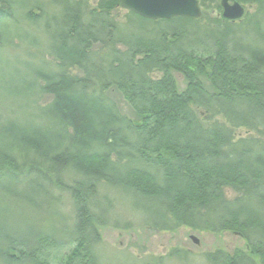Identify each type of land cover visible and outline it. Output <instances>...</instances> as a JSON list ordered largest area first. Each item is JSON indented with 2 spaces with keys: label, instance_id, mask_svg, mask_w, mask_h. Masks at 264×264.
<instances>
[{
  "label": "trees",
  "instance_id": "trees-1",
  "mask_svg": "<svg viewBox=\"0 0 264 264\" xmlns=\"http://www.w3.org/2000/svg\"><path fill=\"white\" fill-rule=\"evenodd\" d=\"M66 1L71 4L73 13L64 23L67 33L60 48L63 60L71 61L76 57L75 61H79L85 56L89 44L98 45L100 34H113L120 40L117 44L125 45L126 49H115V45L109 47L111 74L108 71L97 73L98 69H95L92 78L91 72L84 69L80 79L71 78L67 73L45 78L43 90L55 99L50 108V124L58 131L48 129L44 135L28 136L18 131L15 124L6 122L8 124L0 126V138L3 142L7 141V149L4 147L0 150V161L6 158L9 160L11 152L16 150L17 153L23 152L26 158L28 154L31 155L35 162L43 160L47 165L36 167L45 176L57 168H73V172L82 175L80 187L74 190L77 201V210H74L77 240H73L76 251L72 254L76 260L70 264H84L89 259L94 260L87 232L96 220L87 214V205L90 196L93 200L98 196L99 187L132 194L141 205L145 204L144 211L157 217L158 221L154 224L156 230L172 231L177 221L169 225L163 216L174 215L181 225L193 229L236 232L249 243L252 255L237 252L233 261L237 264L245 261L247 264H264V153L255 156L250 148L244 147L242 141L234 143L231 133L221 131L218 127L212 128L208 134L197 129V123L191 115L193 112L188 107V101H200L195 105L199 104L201 108L207 106L205 110L210 115L220 113L228 118L231 115L254 122L253 115L246 117V113L240 115L235 112L234 106L242 105L244 112H257L256 115L264 119V3L247 0L255 4L254 15L250 18L256 20L252 30L244 29L249 20L234 29L232 23L222 19V9L218 4L211 6L213 0H200L203 7L200 20L180 18L151 22L127 14L124 18L125 33L120 26L118 29L111 26L110 22L99 20L102 16L110 17L112 8L118 7V0H99L98 6L89 10V13V0ZM110 1H114L113 5L105 8L106 2ZM12 5L11 0H0V29L3 20L13 17ZM81 8L84 10L83 15L80 13ZM85 10L90 19H87ZM95 14L100 17L95 19ZM212 14L218 16L212 17ZM84 19H87V24ZM238 33H242L243 38H238ZM199 52L224 64L227 75L219 72L221 77L214 74L215 70L212 71L216 87V91L210 93L214 95L212 98L198 88L190 90L187 97L177 96L173 84L169 83L171 80L163 77V74L166 75L169 69H179L180 65L194 63L198 66L199 61L194 54ZM135 55L140 58L137 62ZM120 57L121 60L123 57V61H120ZM66 67L67 63L64 69ZM104 72L117 80L109 81V77L106 78L108 75L100 76ZM155 74L162 77L157 78ZM229 75L237 80V85L232 87L234 93L226 95L222 79ZM102 78L107 82H102ZM216 79L220 81L219 89ZM92 81L102 89L98 93L103 92L102 87L109 83L123 82L124 91L128 88L130 95L133 94L131 103L139 111L155 113L154 119L159 120L158 112H166V107L172 106L175 119L168 121L165 128H160L161 121L154 122L159 126L155 133L149 124L134 127L131 123L126 125L128 132L121 128L123 123H120L119 116L113 111L109 99L88 89ZM76 83L82 85L75 87ZM169 87L175 94L172 97L175 101L167 103L161 99L158 102L157 99ZM125 94L130 100V95L127 92ZM203 97L207 102L201 101ZM179 115L183 120L177 118ZM50 133L53 136L48 138ZM98 147L103 152L97 151ZM160 152L166 159L161 157L162 160L157 159V163H154L150 157ZM53 154L49 162V156ZM112 156L115 161L111 160ZM126 158L132 164H154L157 170L163 169L164 177L158 178L146 170H139L135 165L129 168L123 163ZM9 162L14 165L13 160ZM27 163L31 169L35 168L34 162L27 159ZM1 167L0 164V171ZM6 181L14 183V177L5 178L0 175V187H8L3 184ZM226 188L236 193L234 199L225 200ZM1 190L2 194L8 191ZM39 190L34 189L33 192ZM23 194L19 196L28 195V191ZM17 195L18 192L14 197ZM9 196L2 197L8 199ZM53 243L44 239L25 252L29 251L27 253L37 259L36 264H48L51 251L58 246ZM47 248L51 250L49 255L45 252Z\"/></svg>",
  "mask_w": 264,
  "mask_h": 264
},
{
  "label": "rangeland",
  "instance_id": "rangeland-1",
  "mask_svg": "<svg viewBox=\"0 0 264 264\" xmlns=\"http://www.w3.org/2000/svg\"><path fill=\"white\" fill-rule=\"evenodd\" d=\"M23 1L27 2L28 8L23 7ZM89 1L88 13L99 3V0ZM195 1L200 7V12H203L200 0ZM239 1L241 8L234 11L239 16L226 21L232 23L233 28L237 29L238 25L243 26L249 20L244 29L252 30L256 20H250V18L254 15L255 4H250L247 0ZM11 2L14 19L3 20L1 22L3 28L0 29V126L9 122L15 124L16 129L23 131L25 135L41 136L45 134V130L49 129L48 125L52 121L50 120L52 113L50 108L55 100L52 94L43 92V86L46 85L45 75L54 77L58 73H60L59 75L64 74L65 71V69L57 71L58 64L52 56L44 55L43 58V51L46 48L50 46L60 48L67 33V28L57 25L52 27L49 23L55 16L54 13L57 16H61L62 13L66 20L73 10L71 4L65 0H11ZM76 3L79 5L78 1ZM258 3H264V0H259ZM232 4L233 2L230 3V5ZM83 8L80 11L81 15H83ZM118 8L119 10L111 11L110 17H105L106 20L102 17L99 18V14H95L94 18L110 22L111 26L118 29L120 26L126 33L124 18L127 11L119 6ZM26 11H31V15L35 16L33 17L35 24L30 25L29 20H26L23 15ZM87 12L85 10V15L87 19H90ZM133 15L144 18L137 14ZM202 16L203 14L200 13L198 18L193 19L176 15L167 21L180 18L200 20ZM211 16L218 15L212 14ZM211 16L210 18H212ZM15 19L16 23L13 22ZM149 21L158 22L163 19H149ZM49 28L56 32L60 31L59 36L62 40L53 38L50 42V36L47 33ZM237 35L238 38H243L242 33ZM248 41L252 43L251 40ZM77 43L75 44L77 45ZM91 46L97 47L93 43ZM125 47L121 44L115 49L125 50ZM194 57L199 61L198 66L194 63L180 65L177 70L169 69V72L166 75L163 74V77L171 80L169 83L173 84L177 96L185 95L187 97L190 90L198 88L204 91V95H211L208 97L212 98L214 95L210 93L216 91L212 71L215 70V75L221 76L219 72H222L226 76L227 69L224 64L218 63L214 57L207 56L203 52L194 54ZM135 58L136 62L140 59L139 55H135ZM44 68L53 70L42 73L40 69ZM55 68L56 70H54ZM69 71L68 76L71 78L80 79L84 75L83 68ZM161 77L162 75H157V78ZM232 77L229 75L222 79L226 95L234 93L232 87L237 85V80ZM219 82V79H216L217 89L220 88ZM111 85L113 86L106 92L98 94L101 97L110 98V101L114 103L113 111L115 110L119 116L120 123H123L120 126L124 130L129 132L126 125L130 123L134 127H143L149 124L152 132L155 133L159 126L154 122L161 121L160 128H165L168 121L175 119L173 118L175 111L172 106L166 107V112L164 110L158 112L159 120L154 119L155 113L139 111L129 102L125 94L126 92L131 94L128 88L124 91L116 86V83H111ZM165 90L157 101L161 102V99L167 103L175 101L172 98L175 96L172 88L169 87ZM201 101L207 102L204 97ZM198 102L200 101L195 103L188 101V107L193 112L191 115L197 123V129L208 134L212 128L218 127L221 131H229L234 138V143L242 141L244 147L250 148L255 156L264 153V119L259 118L260 115H256L257 112L256 114L251 111L244 112L242 105L234 106L237 114L243 115V112L246 113V117L253 115L252 118L255 120L250 122L245 118L237 119L231 115L228 118L220 113L210 115L211 113L205 110L208 108L207 106L201 108V105H195ZM177 118L180 120L183 117L179 115ZM120 123L118 122V124ZM51 136H53L52 133L48 135V138ZM230 141L232 142V140ZM6 142L0 138V150H3L4 147L7 149ZM102 150L100 147L97 151L103 152ZM234 152L236 153L235 150H233ZM11 154L9 160L6 158L4 161H0L2 165L0 175L5 178L14 177V183L6 181L3 184L8 187H0V264H36L37 259L30 256L27 253L29 251H25L44 239L58 245L54 251L48 248L45 250L48 255L50 251L52 252V255L48 257V264L74 262L76 258L72 253L76 251V247L73 240H77L76 214L74 212L77 210L75 207L77 201L74 190L80 187L82 175L73 172V168H57L45 176L36 167L37 165H47L43 160L35 162L31 155L28 154V158H26L23 152L17 153L16 150H13ZM54 155L49 156V162ZM161 157L162 153L160 152L159 155L155 154L150 158L154 163H157V159H166L165 157L161 159ZM27 159L31 163H35L33 165L35 168H30ZM126 159L123 163L129 168L137 166L139 170H146L158 178L164 175L163 169L157 170L154 164L143 166L140 163L132 164ZM12 160L14 165L9 162ZM111 160L115 161L113 156ZM102 188L99 187L95 200L91 196L88 198L87 214L92 215L96 220L87 232L88 238L91 239L89 249L94 260L89 259V262L86 261L84 264H237L233 261L237 252L252 255L249 243L240 234L231 231L211 232L193 229L181 225L180 220L174 215L175 219L173 216H163L169 225L177 221V226L172 231L156 230L154 224L158 221L157 217L149 214V211H144L145 204L141 205L132 194L127 195V193L123 194L114 189L104 190ZM1 189L4 191L8 189V191L2 194ZM34 189L40 190L33 192ZM25 191H28V195L20 197L19 195H24ZM16 192L18 195L14 197ZM8 195H11L8 199L2 197ZM224 196L225 200H231L236 197V193L232 189L226 188ZM42 246L41 251H43ZM242 264H247V262Z\"/></svg>",
  "mask_w": 264,
  "mask_h": 264
},
{
  "label": "bare ground",
  "instance_id": "bare-ground-1",
  "mask_svg": "<svg viewBox=\"0 0 264 264\" xmlns=\"http://www.w3.org/2000/svg\"><path fill=\"white\" fill-rule=\"evenodd\" d=\"M113 2L114 1L106 2L107 6H105V8H107L108 6L110 8L113 5L112 4ZM232 2H233L234 5L233 4L230 5V3H232ZM239 2H240L239 0H218V1L217 0H213L212 1L213 4H211V6H215V5L218 4L220 6V8L222 9V14H221L222 19L223 20H228L229 18H227L225 16V12H226L225 9H231V10H233V8H241ZM118 6L121 9L127 11V14H137L136 12H134L132 10H129L127 8H124L121 5V0H118ZM23 7L24 8H28V4H27L26 1H23ZM112 9H113V11L119 10L118 7H114ZM237 11H238V9H237ZM240 11H242V10H240ZM200 13L203 14V12H200ZM23 15H24V17L26 18L27 21L29 20V24L30 25L32 23L35 24V22H33L34 19H35L33 17H35V16H32L31 15V11L30 12H27L26 11ZM54 15L55 16L52 17L49 25H51L52 27L55 26V25H57V26H62L63 28H66L65 25H64L65 19H64L63 14L61 13V16H57L56 13H54ZM137 15H139V14H137ZM102 18L106 20V18L104 16H102ZM184 18H186V17H184ZM11 19H14V15H13L12 18H10V19L7 18L5 20H11ZM142 19L149 21V19L148 18H145V17L142 18ZM167 20H169V19H166V20L163 19V21H167ZM13 22L16 23L17 22L16 19ZM84 23L87 24V19H84ZM2 28H3V26H2ZM51 28H49V32H47L49 34V36H50V42H52V39L53 38H55L56 40H62V38L59 36L60 31L57 30V32H56V31L52 30ZM113 38L115 39V41H113ZM90 40H91V37L89 36V41ZM119 42H120V40L118 39V37H115L113 34H104V36L102 34H100L99 35V41H98L97 47L95 48L94 46H91L92 44H89V46H87V48L85 49L86 50L85 56L83 58H80L79 61L78 60L75 61V58L76 57L75 58H72L71 61L70 60H68V61L67 60H63L62 59V56H61V53H60V48H61L62 44H60V48L59 49H57L54 46H50L49 48H46L43 51V58H44V55H46V56L47 55L52 56L54 58V60L57 62V64H58L57 71H59V72L64 70L65 63H67V67H66L64 73L69 74V72H70L69 70L73 71V69H76V68H79V69H82L83 68V69H87L88 71H90L91 72V75L90 76L92 78H94V74L93 73L95 72V69H98V71H96L97 73L98 72H103V71H108L111 74V68H110V65H111L110 62L111 61L108 58V50H109V47H113L114 45L117 48H118V46H121V44H117ZM46 50H47V53L48 54L46 53ZM119 59H120V61H123V57H122V60H121V57ZM119 59L117 61H119ZM52 70H50V68L49 69L48 68L40 69V71H42V73H45L46 71H52ZM54 70H56V68ZM108 72H107V74H106V72H104L102 74L100 73V76L104 77L105 75H108L106 78L109 77L108 78L109 81H116L117 79H114V78L110 77L109 74H108ZM51 73H53V72H51ZM97 73H95V75ZM59 74L60 73H58V75ZM157 75H159V74H155V76H157ZM46 77L48 78L49 76L48 75H45V78ZM103 79L104 78H102V82H107L105 79L104 80ZM116 83H118V82H116ZM119 84H117L116 86H118L121 89H124L125 88L123 82H120ZM80 85H82V84H80V83L74 84L75 87L76 86H80ZM112 86L113 85H111L109 83V85H106L105 87H102L103 88V92H106ZM88 89L91 90V91H94L95 93H98V90H102L101 88L98 87V84L96 82H94V81H92L90 84H88ZM43 92H45L46 94L48 93L46 91H43ZM100 93L102 94V91H100ZM132 96H133V94L130 95L129 102H131V99L133 98ZM102 98H103V96H102ZM110 100L111 99L109 98V102L112 105H114V103L112 101H110ZM109 102L107 101L108 104H109ZM112 105H110V106H112ZM132 105H134V104L132 103ZM51 115H52V113H51ZM54 117H58V116H54ZM48 128L51 129V130H53L54 132H57L58 131V129L56 127H54L53 125H51V124L48 125Z\"/></svg>",
  "mask_w": 264,
  "mask_h": 264
},
{
  "label": "water",
  "instance_id": "water-1",
  "mask_svg": "<svg viewBox=\"0 0 264 264\" xmlns=\"http://www.w3.org/2000/svg\"><path fill=\"white\" fill-rule=\"evenodd\" d=\"M121 5L151 20L170 19L176 15L193 19L200 16L198 3L195 0H121ZM225 10V16L229 19L239 16L234 13L237 8H233L234 11Z\"/></svg>",
  "mask_w": 264,
  "mask_h": 264
}]
</instances>
